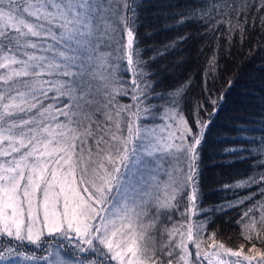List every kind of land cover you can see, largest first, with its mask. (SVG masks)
I'll use <instances>...</instances> for the list:
<instances>
[{
  "label": "snow or ice",
  "instance_id": "snow-or-ice-1",
  "mask_svg": "<svg viewBox=\"0 0 264 264\" xmlns=\"http://www.w3.org/2000/svg\"><path fill=\"white\" fill-rule=\"evenodd\" d=\"M140 11L137 0H0V264H264V249L226 247L199 219L224 211L203 208L199 164L232 82L208 89L191 123L187 88H175L171 123L150 127L151 69L176 43L145 58ZM182 15L226 41L264 33V0H206ZM245 142L257 147L225 151L264 170V135ZM149 167L163 196L141 187ZM235 187L250 193L228 205L245 208L242 235L264 242V171Z\"/></svg>",
  "mask_w": 264,
  "mask_h": 264
},
{
  "label": "trees",
  "instance_id": "trees-1",
  "mask_svg": "<svg viewBox=\"0 0 264 264\" xmlns=\"http://www.w3.org/2000/svg\"><path fill=\"white\" fill-rule=\"evenodd\" d=\"M142 5L138 24L140 48L148 49L145 58L154 56L156 50L164 51L165 45L176 43L175 49L157 57L152 72L155 76V94L150 93L151 107L159 108L157 118L172 106L170 93L184 85L187 94L180 104L182 114L191 123L196 119V104L202 100L208 89L225 88L228 81L232 87L227 89L225 98L220 101L219 110L212 117V123L205 133V144L200 156V189L204 209L224 207L201 220H211L206 235L215 233L218 241L233 250L244 245L247 253L252 243L264 249L261 240L247 241L242 228L237 223L245 208H231L230 203L244 199L249 192L235 185L250 175L259 176L260 169H254L253 161L242 159L235 153L226 152L228 148L255 149L257 145L247 140L260 139L258 131L264 127V35L260 30H252L251 35L241 42L236 36L230 41L214 37L201 24L188 21L182 14L190 13L194 6L206 0H137ZM187 37L181 41L180 38ZM217 56L219 69L209 67V58ZM209 73H211L209 75ZM219 95V93H217ZM121 103H132L124 97ZM242 129L244 131H242ZM251 207V204L248 205ZM177 213V219H179ZM196 219V218H194ZM264 236V233H262Z\"/></svg>",
  "mask_w": 264,
  "mask_h": 264
},
{
  "label": "rangeland",
  "instance_id": "rangeland-1",
  "mask_svg": "<svg viewBox=\"0 0 264 264\" xmlns=\"http://www.w3.org/2000/svg\"><path fill=\"white\" fill-rule=\"evenodd\" d=\"M164 113H165V111L161 114V116L159 118V121L156 124L149 125V126L150 127L151 126H156L159 129L160 127H163V125L171 123L170 121H167V120L163 119ZM164 134L166 135V132ZM153 171L154 170L149 167L148 169H146V170H144L142 172V175H143L144 179L141 181V187H143L146 191H148L150 193H153L155 195L163 196V194H164L163 185H161V188L159 190H157L154 187V184H153V181H152V176H151V173ZM157 175L160 176L161 180L167 179V177L164 175V170L163 169H161L160 172L157 173ZM178 216H179V214H178Z\"/></svg>",
  "mask_w": 264,
  "mask_h": 264
}]
</instances>
